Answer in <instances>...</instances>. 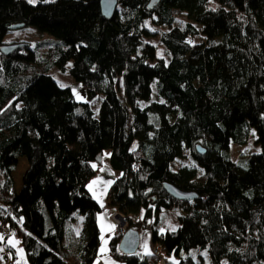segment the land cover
Returning a JSON list of instances; mask_svg holds the SVG:
<instances>
[{
  "label": "trees",
  "instance_id": "obj_1",
  "mask_svg": "<svg viewBox=\"0 0 264 264\" xmlns=\"http://www.w3.org/2000/svg\"><path fill=\"white\" fill-rule=\"evenodd\" d=\"M17 24L48 37L5 43ZM2 45L17 46L0 52L3 264L15 241L27 264L99 263L103 208L87 185L105 151L118 172L106 210L148 229L166 264H264V0H118L110 20L100 0H0ZM251 131L260 150L245 155ZM165 183L197 198L175 200ZM120 238L108 244L116 262L158 264L122 254Z\"/></svg>",
  "mask_w": 264,
  "mask_h": 264
},
{
  "label": "rangeland",
  "instance_id": "obj_2",
  "mask_svg": "<svg viewBox=\"0 0 264 264\" xmlns=\"http://www.w3.org/2000/svg\"><path fill=\"white\" fill-rule=\"evenodd\" d=\"M26 1L29 2V0H26ZM40 1H44V0H34V2H31V3L36 4ZM45 1L50 2V1H54V0H45ZM175 25H177V23ZM47 37H48L47 34L40 33L39 31H37V29L35 27L27 26V27H23L21 29L11 31L9 34H7L5 36L4 42L5 43H13V42H19V41H26V42H29L30 44L34 45L39 40L45 39ZM191 42L198 44L201 42V40L199 38H192ZM49 74L53 77V79L58 83V85L60 87H62L61 85H64L63 88L68 87L71 89V91L74 95L75 101L77 103H82V102L87 101L85 89L83 88V86L80 83L76 82L69 75L68 72L62 71L58 67H53L49 70ZM89 103H90L91 109L94 111V114L96 116L98 113L99 99L95 98L92 101H90ZM255 139H256L255 133L253 131H251L248 145L245 148H243L240 151V153L246 155L251 150H253V152H258L260 150V147L258 145L255 146V144H254ZM110 158H111V151H105L97 157L96 161L92 162L93 167L96 169V175H95V177H93V179L87 185V189H88L89 193L94 197V199L98 202V204L102 208H105L104 201L105 200L107 201V199H106L107 192H108L109 188L111 187L112 183L114 182L115 178L118 176V172L115 171L111 166ZM24 168H25L24 162H20L18 165V169L13 172V177H14L15 183L18 187H20V184H21V177H22ZM114 213H117L119 215V213L116 210L111 211L110 215H111V218L113 217L112 220L114 219V216H113ZM121 215H123V214H121ZM75 216L76 217L74 219L73 224H74V227L76 228V230H78V229L82 228V224L80 223V221H83L84 219L80 213L75 215ZM164 220H168V221L171 220L170 222L174 223L172 225H170L169 223H168V225L166 223H164V224H166V227L169 226L170 229H174L177 226V221H176L175 215L163 214L160 217V221L163 222ZM113 221H114L115 228H116L115 219ZM153 221H154V219L150 220V222H153ZM150 224H148V225H150ZM78 226H80V228H78ZM158 226H159L158 227L159 229L164 230V228H161L160 224ZM131 230L137 232L138 237H139V245H138L137 250L135 251V254L136 255L147 254L149 251V244H150L149 243V237H150L151 233L148 231V229L143 227L141 224H135V225L131 226ZM151 250H152V247H151ZM200 254L206 255L207 252L201 251ZM11 262L13 264H16L13 261H9L7 264H12ZM25 262L23 261V264H26ZM0 264H3L1 262V260H0ZM18 264H20V263H18Z\"/></svg>",
  "mask_w": 264,
  "mask_h": 264
},
{
  "label": "water",
  "instance_id": "obj_3",
  "mask_svg": "<svg viewBox=\"0 0 264 264\" xmlns=\"http://www.w3.org/2000/svg\"><path fill=\"white\" fill-rule=\"evenodd\" d=\"M118 5V0H100V9L101 15L104 19L110 20L116 10ZM24 27V24H17L11 27V29H21ZM17 48L16 45H2L0 46V52L7 56L10 55L15 49ZM199 151L202 152L203 150L200 149ZM164 189L168 196L172 197L175 200H194L197 196L191 192H184L179 190L178 188L174 187L173 185L164 184ZM139 245V237L137 232L128 229L122 236L118 243V250L122 254L132 255L135 254Z\"/></svg>",
  "mask_w": 264,
  "mask_h": 264
},
{
  "label": "crops",
  "instance_id": "obj_4",
  "mask_svg": "<svg viewBox=\"0 0 264 264\" xmlns=\"http://www.w3.org/2000/svg\"><path fill=\"white\" fill-rule=\"evenodd\" d=\"M104 206L103 211L99 214L96 215V222L97 226L100 232V243H99V249H98V260L100 261L101 264H122L116 262L113 258H111L110 254L108 253V244L109 240L114 234L115 230V224L114 221L111 218L110 213L108 212L107 209V201H104ZM149 251L147 254L151 253V247L153 248L154 246L151 245V239L149 237ZM16 250V256L17 259L13 260L16 264L20 263L23 264V261L25 262V257L22 252L21 244L18 241L13 242L12 244ZM144 255H138L139 257H143ZM24 259V260H23ZM12 263V262H11ZM26 263V262H25ZM13 264V263H12ZM27 264V263H26Z\"/></svg>",
  "mask_w": 264,
  "mask_h": 264
},
{
  "label": "built area",
  "instance_id": "obj_5",
  "mask_svg": "<svg viewBox=\"0 0 264 264\" xmlns=\"http://www.w3.org/2000/svg\"><path fill=\"white\" fill-rule=\"evenodd\" d=\"M118 212V211H117ZM119 215L117 213H114L113 216H114V219L116 221V228H115V232L119 235H123L125 230H126V227H127V224H128V221L126 219L125 216L121 215L122 213L118 212ZM113 218V217H112ZM113 219V220H114ZM152 253L153 255H155L157 258H158V264H166V261H165V258L164 256L162 255L161 253V250L159 247H154L152 249Z\"/></svg>",
  "mask_w": 264,
  "mask_h": 264
},
{
  "label": "snow or ice",
  "instance_id": "obj_6",
  "mask_svg": "<svg viewBox=\"0 0 264 264\" xmlns=\"http://www.w3.org/2000/svg\"><path fill=\"white\" fill-rule=\"evenodd\" d=\"M29 2L31 3V2H34V0H29ZM62 87L64 86V85H61Z\"/></svg>",
  "mask_w": 264,
  "mask_h": 264
},
{
  "label": "bare ground",
  "instance_id": "obj_7",
  "mask_svg": "<svg viewBox=\"0 0 264 264\" xmlns=\"http://www.w3.org/2000/svg\"><path fill=\"white\" fill-rule=\"evenodd\" d=\"M114 233H116V232H114ZM116 234H117V233H116ZM153 248H154V247H153ZM153 248H152V249H153ZM151 253H152V251H151Z\"/></svg>",
  "mask_w": 264,
  "mask_h": 264
}]
</instances>
